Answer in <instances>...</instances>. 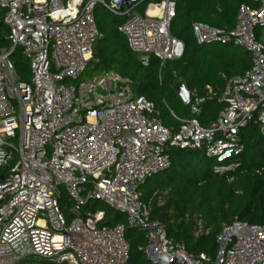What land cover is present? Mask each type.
Here are the masks:
<instances>
[{
  "label": "built area",
  "instance_id": "2783aa9c",
  "mask_svg": "<svg viewBox=\"0 0 264 264\" xmlns=\"http://www.w3.org/2000/svg\"><path fill=\"white\" fill-rule=\"evenodd\" d=\"M177 1L149 0L139 12L137 5L119 9L114 0H0L8 40L0 43V264L31 255L65 264L127 263L125 225L99 227L105 209L84 216L94 202L124 213L145 233L144 253L155 264H264V225L236 219L216 235L214 257L194 254L151 218L138 190L170 168V146L200 148L223 161L244 151L241 130L250 122L264 135V0L242 4L231 29L192 25L198 44H233L251 56L243 76L227 79L218 97L223 107L208 125L200 120L204 96L191 97L190 118L170 109L181 123L172 131L122 75L104 71L80 80L101 36L98 3L125 17L119 30L131 50L164 64L185 49L171 33ZM18 48L30 61V81L11 59ZM202 232L199 220L196 234Z\"/></svg>",
  "mask_w": 264,
  "mask_h": 264
},
{
  "label": "trees",
  "instance_id": "16d2710c",
  "mask_svg": "<svg viewBox=\"0 0 264 264\" xmlns=\"http://www.w3.org/2000/svg\"><path fill=\"white\" fill-rule=\"evenodd\" d=\"M242 4L255 5L253 0H178L171 33L184 42L185 49L180 58L162 64L154 55L144 62L131 50L119 30L125 17L114 15L98 3L95 16L101 36L93 47L85 74L96 76L113 71L127 78L137 96H144L155 104L159 119L172 131L178 130L181 123L172 116L170 109L180 117H192L190 105L183 103L174 88L175 82L181 80L192 98L196 94L206 97L200 120L208 125L223 107L218 97L227 79L243 76L251 66V56L244 48L233 44H198L192 25L199 21L231 29ZM6 31V26L1 24L0 43L4 46H8L4 36ZM208 86L215 97L209 98ZM241 138L244 151L237 158L223 161L207 155L200 148L170 146L167 149L170 168L139 184L141 199L150 202L151 218L164 224L168 236L175 242L184 243L194 254L214 257L218 248L216 235L224 224L236 219L264 225V135L260 133L258 122L254 120L245 126ZM233 163L232 168H226ZM98 203L90 205L97 206ZM61 205L66 208L71 205L66 195L62 196ZM121 214L105 208V217L98 226H114L119 222L125 225L124 236L130 245V257L125 264H155L144 253L145 233L130 226L127 218L122 220ZM199 220L203 232L197 235ZM15 264L65 263L31 255Z\"/></svg>",
  "mask_w": 264,
  "mask_h": 264
},
{
  "label": "rangeland",
  "instance_id": "374dc122",
  "mask_svg": "<svg viewBox=\"0 0 264 264\" xmlns=\"http://www.w3.org/2000/svg\"><path fill=\"white\" fill-rule=\"evenodd\" d=\"M149 2V0L146 1H142L140 2L139 5L136 6V10L139 12H143L146 4ZM99 7H102V5H99ZM106 11V10H105ZM262 32H264V29H262ZM12 61L14 62L16 69L18 71V73L23 76V78L27 81H30L31 77H32V71L30 68V61L29 59L22 53V50L20 48L17 49V51L15 52V54L11 57ZM92 59V58H91ZM89 67H91V65H89ZM94 75L91 76V74H84L82 75V77L80 78V80H84V81H88L89 79H91ZM69 81H66V83H68ZM14 104L16 106V108L18 107L17 101H14ZM215 163H218L217 160L215 161ZM106 205L102 202H99L97 206H93L90 205L88 207L84 208V213L83 215L85 216L86 213L88 212H92V211H97L99 209H105ZM122 215V220L126 219V215L124 213L121 214Z\"/></svg>",
  "mask_w": 264,
  "mask_h": 264
},
{
  "label": "water",
  "instance_id": "95a60500",
  "mask_svg": "<svg viewBox=\"0 0 264 264\" xmlns=\"http://www.w3.org/2000/svg\"><path fill=\"white\" fill-rule=\"evenodd\" d=\"M114 1H115L116 5L118 6L119 9H123L124 5L133 6V5H139V3H140L139 0H114ZM143 61L147 62L148 58H144ZM174 88L178 92L183 103L185 105H188L190 103V100H191V92L187 88L186 84L183 81L179 80V81L175 82Z\"/></svg>",
  "mask_w": 264,
  "mask_h": 264
},
{
  "label": "bare ground",
  "instance_id": "6f19581e",
  "mask_svg": "<svg viewBox=\"0 0 264 264\" xmlns=\"http://www.w3.org/2000/svg\"><path fill=\"white\" fill-rule=\"evenodd\" d=\"M90 224H92V220H90Z\"/></svg>",
  "mask_w": 264,
  "mask_h": 264
}]
</instances>
